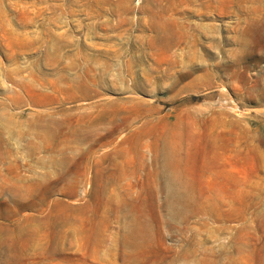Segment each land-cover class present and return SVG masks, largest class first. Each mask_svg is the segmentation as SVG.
Segmentation results:
<instances>
[{
	"label": "rangeland",
	"instance_id": "374dc122",
	"mask_svg": "<svg viewBox=\"0 0 264 264\" xmlns=\"http://www.w3.org/2000/svg\"><path fill=\"white\" fill-rule=\"evenodd\" d=\"M0 264H264V0H0Z\"/></svg>",
	"mask_w": 264,
	"mask_h": 264
},
{
	"label": "bare ground",
	"instance_id": "6f19581e",
	"mask_svg": "<svg viewBox=\"0 0 264 264\" xmlns=\"http://www.w3.org/2000/svg\"><path fill=\"white\" fill-rule=\"evenodd\" d=\"M178 146H180V144L175 141L170 142L168 146V187L170 190V201L182 204L191 199L193 196V190L191 180L178 171L173 164L176 155L175 151Z\"/></svg>",
	"mask_w": 264,
	"mask_h": 264
}]
</instances>
